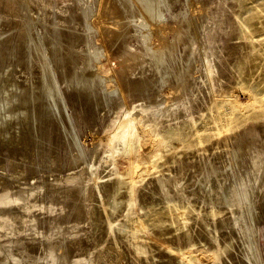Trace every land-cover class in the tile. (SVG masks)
<instances>
[{
    "label": "rangeland",
    "instance_id": "1",
    "mask_svg": "<svg viewBox=\"0 0 264 264\" xmlns=\"http://www.w3.org/2000/svg\"><path fill=\"white\" fill-rule=\"evenodd\" d=\"M111 1L115 3V0ZM135 1L130 0V3L137 8ZM68 3L57 4L55 10L59 15L67 14L65 10ZM99 3L100 0H98V6L96 5L97 11ZM116 3L117 7L123 6L121 0H116ZM35 6L36 3L33 0L31 12L35 18H38V14L34 12ZM119 7L114 14L115 26L111 20L112 28L117 34L121 32L118 30L124 26L126 28L124 38L131 39L130 36L135 34V25L141 20L132 22L128 19L124 7L121 9ZM172 8L168 10L169 13L166 11L163 22L148 23L153 25L148 26V33L150 45L154 50H160L159 47H163L157 42V38H160L164 41V45L172 43L170 47L174 49L173 51L177 50L175 52L178 55L185 35H195V38V32L201 29L200 32L204 35L202 38L206 39V33L208 35L212 27L216 28L214 39L208 40V45H205L208 48L214 47L215 71L204 79L198 78L196 87L188 92L187 99L184 95L175 97L176 93L168 96L166 92L160 91L159 86L126 93L127 86L140 78L138 67L141 60L139 61L138 57L141 56L138 47L133 45L131 48L138 50L134 49L135 53L132 52L134 56L138 54L137 59L129 54L123 55L119 50L122 37L114 39L115 41L109 38L101 40L99 32L94 31L96 40L98 36L97 41H103L102 43L106 46V49H103V57L106 59L107 54L110 57L113 55L116 57V59L112 58L113 68L109 74L97 71L101 77L107 78L104 84L111 85L112 89L114 87L115 94L121 98L118 102L123 108L126 107L124 102L126 97L128 103H141L142 107H137L140 110L135 109L138 113L145 108L149 115L144 116L147 125L143 123L144 121L138 122V133L141 134L139 140L142 142H138L136 150L142 167L133 181L124 173L116 177L110 176L111 167H106L97 181L101 184L108 181L111 185L114 182L109 192L102 199L94 189L90 190L85 202L87 213L84 216L80 214L78 219H72L61 226L68 233L66 241L72 250H94L91 264H101V262H104L103 264H250L244 256L245 238L235 231V227H231L232 223L230 228L223 225V222H228L232 216L231 209L225 206L226 204L217 201L211 204L204 200L202 192L198 189V182L202 177L199 166L208 159H212L222 167L232 166L227 174V178H230L229 182L235 179L241 181L251 171V162H249L251 150L247 148L242 150V159L237 161L234 157L237 146L245 144L248 140H254L255 149L261 146L264 148V0H173ZM173 19L175 22L171 21ZM187 20L189 24H186ZM188 25L192 26L188 29ZM59 26L66 28L61 19ZM162 26L165 28L169 26V28L164 29ZM1 27L6 31L4 35L12 31L8 26ZM156 27H162L165 31L163 29L156 31ZM163 32H168L170 36L162 34ZM180 33L181 36L183 35L181 38L178 35ZM168 36L169 39L166 38ZM198 38L195 39L200 40V36ZM176 44L179 50L175 48ZM127 65L131 67L128 69ZM15 75L20 82H23L26 76L21 66L17 67ZM124 75H127L126 78ZM112 77L115 79L117 77V81ZM115 86H118L117 89ZM232 95L238 101L237 103L227 100ZM185 99L191 105L190 110H185ZM71 105L78 136L87 151H91L99 140L104 138L106 122L109 117L114 116V109H99L89 116V104L84 103L81 97L72 101ZM140 116L139 113L138 117ZM97 138H99L98 141ZM124 147L121 146V150ZM5 148H1L0 156L7 164L6 168L9 167L8 170L11 171L10 164L13 162L24 169L35 168L39 173H46L45 178H42L44 174L35 178L29 174L26 180L17 183L25 187L45 184L39 195V199L43 200L44 208L38 205L30 210L31 217L28 223L38 224L37 228L27 231L29 234L7 236V239L13 238L18 243V247H15L16 251L21 246L28 255L44 254L49 244L57 246L63 237L62 232L57 231V226H59L60 216L69 209L66 190L70 183L66 180L74 174L83 172L85 167L75 164L72 167L63 165L62 170L56 168L53 160L60 159L61 154L63 162H68L65 154L68 152L63 150L61 154L54 157L57 150L51 149L50 158L42 157L39 160L42 163H38L21 161V156ZM66 148L69 150V145ZM153 149L162 150L157 156L152 157L151 164L148 163L150 168L155 165L154 170L146 172L144 168L149 167L144 156L147 152L151 155ZM118 166L119 170H123L122 165ZM181 169H183L182 174ZM259 173L262 177L264 176V167ZM157 174H164L165 177L170 178L176 177L168 186L170 190L182 191L184 198L178 199L175 203H168L162 196L155 194L154 179ZM0 178L2 179L1 173ZM220 183L228 184V181L215 180L213 186ZM257 191V186H253L255 195L258 194ZM46 197L53 200V204L50 205L51 202ZM50 206L51 209H49ZM254 209L256 212L253 213H257L254 224L258 228L256 240L259 260L257 264H264V208L256 206ZM214 227L217 228V232L214 231ZM209 232L217 234V244L211 241ZM114 238L117 239V244L114 243ZM5 239L3 241H6ZM100 253L103 260H98L97 255ZM14 264L20 263L14 262ZM37 264L49 263L39 261Z\"/></svg>",
    "mask_w": 264,
    "mask_h": 264
},
{
    "label": "bare ground",
    "instance_id": "2",
    "mask_svg": "<svg viewBox=\"0 0 264 264\" xmlns=\"http://www.w3.org/2000/svg\"><path fill=\"white\" fill-rule=\"evenodd\" d=\"M34 1L36 3L34 12L36 15L38 14V18H35L31 12L33 0H0V154L2 155L1 148L6 147L9 152L21 156V161L42 163L39 160L42 157L50 158L51 149L57 150V153L53 155L54 157L61 154L63 150L68 152L65 153L68 162H63L62 154L58 160L52 158L56 168L62 170L63 165L72 167L75 164L85 168L83 172L74 174L66 180L70 183L66 190L69 209L60 216L59 226H57V231L62 232L63 237H61L57 246L49 244L44 254L34 256L28 255L21 246L16 251L15 247L18 243L13 238L7 239V236L29 234L27 231L37 228L38 224L31 225L28 221L31 217V208L38 205L44 208L43 200L39 199V195L45 184L25 187V185H18L17 183L26 180L30 176L29 174L32 178L44 174L42 178H45L46 173H39L35 168L24 169L13 162L10 164V171V169H7L9 167L6 168L7 164L0 156V173L2 175V179L0 178V264H14V262L37 264L39 261L49 264H88V262L91 264L94 250H72L66 241L68 233L61 226L72 219H78L80 214L84 216L87 213L85 202L88 199L87 193L89 194L90 190L93 191L94 189L102 199L109 192L114 182L111 185L108 181L105 184L97 181L101 178L106 167H111L110 176L116 177L124 173L133 181L142 167L136 150L138 142H142V140H139L141 134L138 133V122L144 121L143 123L147 125L144 116L149 115L148 110L142 108L139 111L141 115L139 118V113L136 110L142 107L141 103H128L126 97L124 101L126 107L123 108L118 102V99L121 98L115 94L114 87L112 89L111 85L104 84L107 78L104 79L98 73L105 72L109 74V71L113 68L112 58L116 59V57L114 55L110 57L109 54H107L106 59L103 57V49L105 50L106 46L102 43L103 41H97L98 36L96 40L94 31L99 32L100 37H102L101 40L109 38L115 41L114 39L117 40L122 37L119 50L123 55L134 56L132 52L135 53L134 49L136 48H131L133 45L138 47L141 59L137 53L136 56L139 61L141 60L140 66L138 65L140 67H138L140 78L127 86L126 93L159 86L161 87L160 91L166 92L168 96L171 93H176L175 97L179 98L184 95L187 99L188 92L196 87L197 79H204L208 74L210 75L215 71L216 53L214 47L208 48L205 45L214 39L216 28L212 27L213 29H210L208 35L206 33V39L202 38L204 35L200 32L201 29H198L195 33L197 38L200 36V40L197 39L199 42L195 39L196 37L194 38L195 35H185L183 44L180 46V52L177 55V52H175L177 50L173 51L174 49L170 47L172 43L171 45H164V41H161L160 38H157V42L159 45L162 44L163 47H159L160 50H154L150 45L151 41L148 33V26L150 25L148 23L152 21L154 23L161 22L166 11L169 13L168 10L173 9V0H140L139 2L132 0L136 2L137 8L133 7L135 6L133 3V6L131 5L130 0H121L123 6L119 7L118 5V7L119 9L124 7L125 12L128 13H126L128 19H131L132 22L133 20L134 22L141 20L135 25V34L132 37L130 36L131 39L124 38L126 28L122 24L123 30H118L121 31L120 33H114L112 28L114 14L118 10L116 0L114 1L116 4L111 0H100L98 11L96 10L98 0ZM59 2L68 3L65 10L66 15L61 16L55 10ZM60 19L66 28L59 26ZM176 19L178 20V17ZM171 21L175 22L174 19ZM168 22L170 23V21ZM186 24H189V22ZM2 25L8 26L12 31L4 35L6 31L2 29ZM129 26L127 27L130 28ZM162 27H156V31L169 28V26ZM190 27L188 25V29ZM168 32L162 34L169 35ZM172 32L171 30V34ZM178 35L180 38L183 36H181V33ZM169 36L166 38L169 39ZM177 46L176 44L175 48ZM136 56L134 57L137 59ZM18 66L22 67L26 75L23 82H20L15 75ZM138 69L136 70L138 71ZM206 72L208 73L206 74ZM208 79L211 80L209 77ZM235 96L237 97V94ZM78 97H81L84 103L89 104V116L99 109H114V116L109 117L106 122L104 138L100 140L97 138L99 142L91 151H87L80 136H78L74 113L71 112L72 101H76ZM122 99L124 100V98ZM186 99L185 110H190L191 105L187 103ZM227 100L233 103L238 102L234 95ZM151 131L153 132L152 129ZM156 144L157 141L155 140ZM254 144V140H248L243 145L239 144L234 152L235 159L239 161L242 159V150H246V148L251 150V155H249L251 171L241 181L235 179V181L229 182L230 178H227V174L232 166L229 165V168L222 167L212 159H208L199 166L202 177L198 182V189L202 192L204 200L211 204L217 201L226 204L225 206L231 209L232 216L228 222H223V225L230 228L232 223L231 227H235V231L245 238L244 256L250 264H257L259 260L256 240L258 228L254 224L257 213L255 215L253 212L256 206L264 208V176L262 177L259 173L264 167V148L261 146L255 149ZM68 145L69 150L66 148ZM121 146H125L122 149L123 151ZM161 150L153 149L151 155L148 152L146 153L144 158L147 165L148 163L151 164L152 157L157 156ZM56 162L58 164H55ZM119 164L123 166V170L118 169ZM152 166L150 168L148 165L149 168L145 167L144 169L146 172H151L154 170L155 165ZM182 171L183 169L180 170L181 174ZM173 179H176V177H165L164 174H157L154 179L155 194L162 196L168 203H175V201L185 196L182 191L170 190L168 185ZM219 179L227 180L228 184L220 183L213 186L215 180L221 181ZM205 186L207 187L206 190ZM253 186H257V195L253 193ZM47 200L51 202L50 205L53 204V200L49 198ZM49 209H51V206ZM217 228L214 227L215 232L218 231ZM111 233L112 229L110 227L109 234L111 235ZM209 233L211 241L217 244V234L214 232ZM3 239L6 241H3ZM114 243L117 244L116 238H114ZM97 256L98 260H103L101 253ZM103 263L101 262V264Z\"/></svg>",
    "mask_w": 264,
    "mask_h": 264
}]
</instances>
